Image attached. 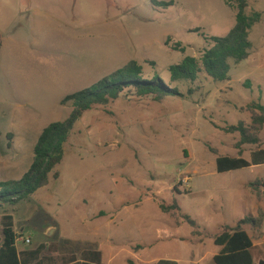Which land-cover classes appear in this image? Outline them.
Listing matches in <instances>:
<instances>
[{
  "label": "rangeland",
  "instance_id": "rangeland-1",
  "mask_svg": "<svg viewBox=\"0 0 264 264\" xmlns=\"http://www.w3.org/2000/svg\"><path fill=\"white\" fill-rule=\"evenodd\" d=\"M155 1L174 5L156 7L153 0H0V36L35 41L39 37L31 28L43 19L87 33L92 45L99 36L111 33L110 40L116 42L119 34L120 53L127 57L114 70L137 61L145 68V79L157 75L169 85L170 67L186 57L199 58L212 46L209 38L226 37L235 26L236 12L223 0ZM250 9L261 12L263 20L252 31L248 59L231 62L229 81L219 83L202 73L194 84H174L183 98L157 101L138 97L133 91L85 113L56 169L60 178L51 176L50 184L29 200L0 208V237L4 217L9 215L17 235L31 239V245L17 243L19 252L47 246L42 257H52L57 264L100 250L111 261L113 253L112 264H128L129 260L156 264L151 263L155 259L187 264L193 245L175 239L187 234V239L197 243L203 238L207 244L210 236L193 237L184 216L216 233L228 217L227 204L223 213L218 210L222 201L227 202L224 195L233 177L250 183L251 190V184L264 178V166L226 174L216 169L220 156L250 159L251 152L264 149V130L261 143L245 146L242 154L237 147L240 134L223 130L240 122L251 125L248 106L264 105V0H251ZM176 44H181L178 51ZM85 60L90 66L95 57L88 55L81 63ZM104 72L103 77L111 74ZM8 88L1 72L0 158L18 155L25 174L38 139L30 130L37 127L42 133L48 125L68 119L73 108L63 107L61 101L75 92H44L31 99L35 102L23 103ZM20 111H35L42 119L37 126L31 121L33 125L21 127ZM8 133L18 134L16 150L20 153L8 149ZM253 192L259 199L260 190ZM174 203L181 208L176 217L161 211V204L171 207ZM181 227L176 234L174 229ZM258 236L254 234L255 239ZM213 250L214 245L209 248Z\"/></svg>",
  "mask_w": 264,
  "mask_h": 264
},
{
  "label": "trees",
  "instance_id": "trees-1",
  "mask_svg": "<svg viewBox=\"0 0 264 264\" xmlns=\"http://www.w3.org/2000/svg\"><path fill=\"white\" fill-rule=\"evenodd\" d=\"M225 4L236 12V22L226 37H212L208 40L212 46L205 50L199 58L186 57L180 64L171 66L170 83L159 76L145 79V68L137 61H131L121 69L105 77L92 87L80 92L67 95L61 102L63 107L70 105L73 112L65 121L55 122L47 126L41 133L34 148V158L28 172L19 181L0 182V208L7 205L16 206L22 201L29 200L41 189L50 184L51 176L58 180L57 167L64 161L67 146L77 122L84 114L96 106H105L117 101L125 93H133L138 97L159 101L163 98H183L185 95L174 84H194L202 73L214 81L224 83L230 80L231 62L240 64L246 61L253 48L251 34L255 26L263 20L261 12L251 10V0H223ZM156 7L169 8L174 2H158L153 0ZM181 49L176 44L175 50ZM181 51H185L182 49ZM155 65V64H153ZM192 94L193 91L190 90ZM251 113V125L240 122L236 126H229L223 130L229 134L239 133L241 140L237 145L240 153L245 146H256L261 143L260 133L264 130V105L252 103L248 106ZM12 140V135H8ZM12 144H9L11 147ZM264 165V149L259 148L250 154V159L242 157L220 156L216 160L218 174L250 169ZM254 191L264 192V178L251 184ZM163 213L176 217L181 211L180 206L174 203L171 207L160 205ZM175 211V212H173ZM193 228L195 236L204 233L200 226L190 216H184ZM264 224V211H258L257 216H247L240 220L235 227H225L223 231L213 237L215 245L223 248L214 258L215 264H255L254 236L248 230L259 232ZM209 237L208 234H206ZM17 233L14 230L12 216H5L2 237H0V264H57L52 257H42L47 246H41L35 251L19 252L17 247ZM66 264H102V253L89 251L79 260L72 256ZM128 264H138L129 260ZM156 264H178L176 261L160 260ZM259 264H264L261 260Z\"/></svg>",
  "mask_w": 264,
  "mask_h": 264
},
{
  "label": "crops",
  "instance_id": "crops-1",
  "mask_svg": "<svg viewBox=\"0 0 264 264\" xmlns=\"http://www.w3.org/2000/svg\"><path fill=\"white\" fill-rule=\"evenodd\" d=\"M31 31L39 39L26 41V38H23V36L15 38L0 36V73L3 72L6 76L9 84L8 90L13 92L17 101L20 100L19 102H35H31V99L37 95L39 97L44 92L55 93L57 90L66 89L68 90L66 93L69 94L73 91L77 93L90 88L94 83L96 84L105 78L103 77L105 70H108L111 74L119 70L120 68L117 70H114V68H117L121 61H124L127 57V54L120 53L122 40L119 39L118 33H116L118 34L116 42L110 40L111 34H114L111 33L107 35L110 36L109 38L105 35L99 36V43L96 40L95 45H92L89 44L87 33L68 28L49 19H43L38 23H34ZM107 47H109L108 51ZM88 55L95 57V60L91 61L90 66H87L88 62L86 64V60L85 63H81L82 60L88 58ZM89 79L93 81V84H88ZM59 96V98H62L60 94ZM17 116L21 127L26 125L31 126L33 125L32 122H35V126H37L36 122L42 119L35 111H29V113L20 111ZM30 131L36 132L39 139L41 133L37 127H32ZM8 135H12L13 137L9 143L12 146L9 147L8 144V149L10 151L14 149L17 154L20 153V151L16 150V136L18 134L8 133ZM36 143L34 144V148ZM23 164V159L18 158V155L10 158L7 155L6 158H0V182L15 181L14 178H17V176H22L23 178L28 172L23 173ZM263 166H258L257 168ZM231 181L233 183L226 189L224 195L227 198V202L224 203L222 201V204H220L222 207L218 210L219 213H223L227 204L228 217L227 220L220 224L219 230L216 233L208 231L207 228L202 227L191 217L200 226L201 231L210 236L207 244L204 243L203 238H198L196 240L197 243H195L193 240L187 239V234L184 237L180 236L181 239H175L177 242L189 241L193 245V248H191V251L187 255V264L215 263L214 258L221 253L223 248L215 245L213 237L220 234L225 227H235L240 220L247 216H256L258 210L264 211L263 190H260L261 195H259L258 199L253 190L248 188L250 183L245 180H239L237 177H233ZM236 182L240 183L237 185ZM202 192L203 194L207 193V191ZM216 198L219 199L218 195H214V199ZM154 224L152 223V225ZM182 229V227L174 229V232L177 234ZM248 233L251 237L254 234L259 235L256 239L253 237L255 264H259L261 260H264V224L259 232L254 233L250 228ZM173 237L174 234L171 235V238ZM193 237L196 236L193 234ZM212 245H214V250L210 252L209 248ZM99 252L102 253V264H112L115 260L113 253H111L113 261H111L105 257L102 250ZM159 261V259H155L151 263ZM176 262L180 264L178 261Z\"/></svg>",
  "mask_w": 264,
  "mask_h": 264
},
{
  "label": "built area",
  "instance_id": "built-area-1",
  "mask_svg": "<svg viewBox=\"0 0 264 264\" xmlns=\"http://www.w3.org/2000/svg\"><path fill=\"white\" fill-rule=\"evenodd\" d=\"M17 243H23L24 245H31V239H24L23 237L18 236Z\"/></svg>",
  "mask_w": 264,
  "mask_h": 264
},
{
  "label": "water",
  "instance_id": "water-1",
  "mask_svg": "<svg viewBox=\"0 0 264 264\" xmlns=\"http://www.w3.org/2000/svg\"><path fill=\"white\" fill-rule=\"evenodd\" d=\"M52 233H53V232H49L48 234H49V235H52Z\"/></svg>",
  "mask_w": 264,
  "mask_h": 264
}]
</instances>
